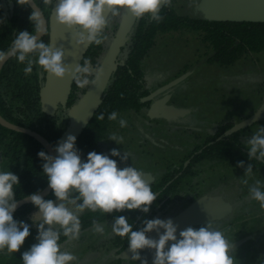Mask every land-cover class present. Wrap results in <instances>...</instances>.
<instances>
[{
  "label": "trees",
  "instance_id": "1",
  "mask_svg": "<svg viewBox=\"0 0 264 264\" xmlns=\"http://www.w3.org/2000/svg\"><path fill=\"white\" fill-rule=\"evenodd\" d=\"M183 1L171 0L170 4H165L159 12L163 18L160 22L154 21L150 15L137 20L109 83L106 98L90 125L77 140L76 147L82 159L86 160L87 154L92 151L102 153V144L112 127L119 124L120 117L130 112L140 114L149 109L150 103L143 102L152 93L147 84L145 63L160 40L173 34L193 35L203 45L208 63L219 68H233L250 59H259L260 55L264 54V24L183 15L179 11L182 8L180 3ZM34 2L46 19H49L56 4L55 0H49L48 3H44L43 0H34ZM32 11L26 3L18 4L17 0H0V50L9 49L18 32L34 33V26L29 20ZM113 22V17L110 16L108 26ZM41 40L49 43V34L47 33ZM103 48V44L100 46L91 44L84 61L93 62ZM32 59L35 60V57ZM25 66L26 62L19 63L13 57L0 71V117L10 125L37 133L55 149L71 128L70 108L80 88L74 83L68 106H59L55 114L49 115L44 106L47 73L34 63L32 73L25 76L23 72ZM188 71L187 67L184 68L185 73ZM260 95L264 100V80L260 85ZM113 111L119 114L116 121L108 119V115ZM101 114L104 116L103 120L99 119ZM234 127L233 123L218 122L213 133L203 135L201 139L203 145L211 143L214 145L204 149L188 166L185 163L189 160H185L179 167L168 166L166 171L152 182V191L158 195L150 206L149 213L125 210L106 214L87 210L80 217L81 233L78 240L96 236L92 231L93 221H98L103 227L111 230L113 218L123 215L133 223V230H136L142 227V221L145 219L159 218L166 221L170 216L180 211L184 212L201 198V192H204L202 189L207 186L201 185V173L196 171V168L207 167V164L212 165L209 170H214L215 165L222 166L238 176L252 175L254 181H261L264 178V160L249 159L246 149L250 128L234 133L232 132ZM40 151L50 155L39 140L0 125V170H10L18 176L20 185L14 186L18 202L25 200L30 194L37 192L41 194L48 188L46 177L42 173L43 161L37 155ZM240 161L244 162V168L237 166ZM248 164L253 167L251 175H245ZM239 183L238 180L235 184L238 188ZM242 193L243 191L235 193L229 199L221 193L209 195L222 200L229 207V213L219 223L222 228L233 225L243 216V212L240 211ZM45 199L55 200V197L51 192ZM36 211L32 204L15 211L14 220L28 223L30 235L18 252L0 251V264H23L22 253L37 242V227L31 220V215ZM154 234L155 232L150 233V238H153ZM70 241L72 240L61 235L59 243L62 246ZM127 245V238L112 234V237L103 244V250L113 252V257H109L104 264H139L131 258L132 256L121 258L129 251ZM153 251L145 249L140 255L149 262Z\"/></svg>",
  "mask_w": 264,
  "mask_h": 264
},
{
  "label": "clouds",
  "instance_id": "2",
  "mask_svg": "<svg viewBox=\"0 0 264 264\" xmlns=\"http://www.w3.org/2000/svg\"><path fill=\"white\" fill-rule=\"evenodd\" d=\"M43 2L48 3L49 0ZM17 3L35 6L34 0H17ZM55 3L56 22L74 30L76 47H88L91 44L100 46L108 39L105 34L108 27L104 15L106 11L116 17L121 14V9H126L137 19L150 15L154 21L160 22L163 19L159 15L161 6L170 4L171 0H58V3L55 0ZM29 20L34 26V33L18 32L12 46L0 50V64L15 57L19 63L26 62L23 72L27 76L32 73L35 63L57 80L70 78L80 89L100 80L103 75L101 66L93 67L91 61L85 60L73 70L64 63L63 48H54L38 38L48 32L39 9L31 12ZM118 116L113 111L108 119L116 121ZM99 119H104L103 114ZM118 122L121 128L127 126V120L123 117ZM123 139L115 134L109 138L117 145H122ZM76 143V137L68 135L54 149L57 153L55 157L44 151L37 154L43 161L42 173L55 200H46L39 192L26 196L25 200L37 209L32 224L37 227L38 234L37 242L22 253L23 264H72L76 260L75 255L62 250L59 241L61 235L68 240L79 239L80 215L85 210L106 214L139 210L147 214L157 199L158 193L153 192L151 185L145 181L142 170L133 166L120 168L115 159L95 151L88 153L86 160L82 159ZM246 143L249 159L264 160V127L260 126ZM110 156L123 162L129 158V153L121 156V152L113 148ZM237 166L245 167L243 161L238 162ZM252 172L253 167L248 164L245 175ZM244 182L247 183L246 180ZM16 185H20L17 175L10 170H0V251L6 250L8 253L18 252L30 235L29 224L13 218L19 203L15 197ZM249 196L264 208V191L259 181L249 188ZM133 228V223L126 216L113 218L111 232L127 238L131 258L139 264H148L140 255L145 249L154 250L152 264H234L236 260L234 243H229L224 232L214 228L211 223L198 229L188 227L179 231V238L178 226L171 219H145L142 227ZM92 231L103 235L105 228L98 221H93ZM153 232L158 239L150 238L149 234Z\"/></svg>",
  "mask_w": 264,
  "mask_h": 264
},
{
  "label": "rangeland",
  "instance_id": "3",
  "mask_svg": "<svg viewBox=\"0 0 264 264\" xmlns=\"http://www.w3.org/2000/svg\"><path fill=\"white\" fill-rule=\"evenodd\" d=\"M209 2L210 0H184L180 3L182 8L179 11L191 17L212 18L207 8ZM120 11L121 14L116 17L108 11L104 13L107 20L111 16L114 22L105 29L108 39L103 43V51L91 62L93 67L101 66L120 31L127 29L128 38L133 33L138 19L126 9ZM64 37L68 46L73 47L74 30L66 31ZM89 47L90 45L87 52ZM204 51L203 45L193 35L173 34L160 40L145 63L147 84L154 93L165 85L186 77L165 94L172 96L168 106L175 113H159L152 118L149 108L140 114H125L123 118L127 120V126L121 128L118 124L112 127L102 144V154L115 159L120 168L133 166L142 170L143 178L151 185L168 166L179 167L185 160H189L185 163L188 166L196 148L203 144V135L213 133L218 122L233 123L236 126L258 111L264 104L260 95V85L264 80V54L260 55L259 59H250L233 68H219L208 63ZM186 67L189 69L187 73L184 72ZM90 86L79 90L70 108L71 127L80 116L76 113V108ZM159 97L162 98L163 95ZM260 126L264 127V117L250 128L248 137ZM113 134L124 138L122 145L109 140ZM113 148L118 149L121 156L125 152L129 153V158L121 162L119 158L111 157ZM206 166L196 168V171L201 173V185H207L206 190L205 187L202 189L204 192H201L200 199L214 193H221L229 199L235 193L243 191L240 207L243 216L231 226L222 228L219 224L221 220L213 226L224 232L229 243H234V264H264V208L249 196V188L254 186L256 181L252 179V175L242 177L243 175L238 176L222 166L215 165L214 170L208 169L211 164ZM238 180L239 188L235 185ZM259 182L261 190L264 191V178ZM86 212L87 210L80 217ZM36 213L37 211L31 215V220ZM181 213L182 211L170 218ZM104 228L103 235L96 234L86 240H72L61 246L62 250L75 255L76 260L72 264H104L109 257H113V252L103 250V244L113 234L107 227ZM131 256L132 253L128 251L121 258Z\"/></svg>",
  "mask_w": 264,
  "mask_h": 264
},
{
  "label": "water",
  "instance_id": "4",
  "mask_svg": "<svg viewBox=\"0 0 264 264\" xmlns=\"http://www.w3.org/2000/svg\"><path fill=\"white\" fill-rule=\"evenodd\" d=\"M28 5L31 7L32 10L39 9L36 4L35 6L38 9H36L35 6L32 5L31 3H29ZM164 6H161L160 11L164 8ZM55 8H56V4L50 14L49 19H46L42 11L40 9L39 10L41 11L43 19L45 20L46 27L48 28L47 33L49 34V43L52 44L54 48H63L65 53L64 63L69 65L70 68L74 70L76 66H78L79 64H83L85 55L87 53V47H76L74 44V48L70 56L68 57L70 47L65 41L64 34L66 31H70V30L67 29L65 26H62L56 22ZM207 8L210 16L213 19L264 24V0H210V2L207 5ZM46 35H43L38 38L42 39ZM127 38H128L127 29L120 31L116 35L112 45L107 51L104 60L101 64V67L103 68L102 77L94 85H91L89 87V89L87 90L81 101L79 102L76 108V113H78L80 116L77 122L70 128L68 133L65 135L63 140H65L68 135H73L76 137V141H77L81 137L83 132L87 129V127L90 125L92 120L94 119L96 113L98 112L103 101L106 98V92L109 83L115 73L122 51L127 44ZM11 58L6 60L3 64H0V71ZM185 78L186 77L179 78L165 85L161 89L157 90L156 92L146 97L143 100V102L144 103L154 102L156 98H158L162 94H166L169 91H171L174 87L180 84ZM74 83L75 82L72 81L70 78L66 77L64 80H57L49 76V74L47 73L46 82H45L46 88L44 92V106L46 107L47 113L49 115L55 114L59 106H63V107L68 106L69 101L71 99ZM171 99L172 96L169 94V95H165L162 99H159L155 103H153L150 107L151 117L154 118L159 113H169V114L175 113L174 110L168 106ZM263 117H264V104L258 109V111L252 117L236 125L232 132L236 133L251 128L255 124L262 121ZM0 125L11 131L21 133L39 140L47 148V150L50 153V156L53 157L56 156L57 153L55 152L54 148L43 137H41L37 133H34L27 129L10 125L6 123L1 117H0ZM51 192H52L51 189L48 187L43 193H41V195L45 199L50 195ZM29 204L32 203L28 200L19 201L16 210ZM226 209L227 206L224 204L222 200L213 197H205L195 202L180 215H177L170 219L174 222L175 225L178 226L177 237L179 238V231H182L188 227H192L196 229L205 226L208 223H214L222 220L226 215ZM162 231L163 230H161V232ZM154 239H158L156 233ZM153 258H154V251L148 264H152Z\"/></svg>",
  "mask_w": 264,
  "mask_h": 264
},
{
  "label": "flooded vegetation",
  "instance_id": "5",
  "mask_svg": "<svg viewBox=\"0 0 264 264\" xmlns=\"http://www.w3.org/2000/svg\"><path fill=\"white\" fill-rule=\"evenodd\" d=\"M73 48H74V45H73V47H70L69 48V53H68V57L70 56V54H71V52H72V50H73ZM152 94V93H151ZM163 95V97H164V95L165 94H162ZM162 97V98H163ZM161 97H158V98H156L155 100H154V102H151L150 104H149V108L151 107V105L153 104V103H155L157 100H159V99H162ZM198 145H199V143H198ZM201 146H198L197 148H196V150H195V152L193 153V155H192V159L193 158H195L196 156H198L199 154H201L202 153V151L204 150V149H206L207 147H209V146H212V145H214V143H211L210 145H203V144H200ZM205 185V184H204ZM206 188V187H205ZM204 188V189H205ZM229 213V208H227L226 209V215ZM225 215V216H226ZM215 223V222H214ZM212 224V223H211ZM196 229H198V228H196Z\"/></svg>",
  "mask_w": 264,
  "mask_h": 264
}]
</instances>
